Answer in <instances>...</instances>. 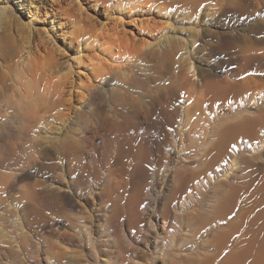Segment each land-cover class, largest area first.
I'll return each mask as SVG.
<instances>
[{
	"label": "rangeland",
	"instance_id": "obj_1",
	"mask_svg": "<svg viewBox=\"0 0 264 264\" xmlns=\"http://www.w3.org/2000/svg\"><path fill=\"white\" fill-rule=\"evenodd\" d=\"M213 1L208 0V5L211 2L212 5L229 6L240 0H234L235 3L233 0ZM243 7L242 16L212 22V17H206L203 9L197 15L172 0H0V32L6 28L7 36V43L0 42V179L10 184L4 190L0 189V228H4L0 230H5L0 237V245L8 251L0 249V264H172L176 258L188 257V252L200 247L203 239L208 238L216 227L219 229L225 225L223 222L218 223L194 236L195 218L215 200L214 191H220L216 188L219 184L216 181L223 178L235 158L238 166L234 167L236 172L232 174L236 181L232 183L247 191L241 196L236 209L253 210L251 213L257 210L259 205L253 193L259 183H264V145H260L264 141V0H244ZM245 18H249V21L245 22ZM226 36L229 37L226 42L228 45L224 43ZM171 40L175 42L176 48H181L180 59L187 58L192 66L189 72L182 74L183 80L176 74L180 65L178 58L175 63L168 65L163 57H158L157 61L156 58L144 59L138 50L144 48L145 42L150 44L149 48H159L157 44ZM13 42L25 45L33 68H36L34 65L42 68L48 59L65 61L71 67V74L61 78V81L73 80L72 85L67 82L61 95L64 102L61 112L65 114L63 125L56 123L54 130L41 132L40 137H37L34 125L27 124L21 117L18 119L20 115L13 104L9 107L4 105H7L4 99H7L9 92L13 90V97L19 92L14 98L12 94L9 95L16 99L24 90L21 82L12 80L16 60L10 54ZM100 67L101 73L98 71ZM125 68L130 69H126L129 73H125ZM229 71H232V75L238 72L241 82L246 79L249 89L241 96L228 98L209 108L203 92H200L202 86L197 88L201 83L198 82L196 86L195 81L199 79L200 73H211L213 79L219 82L228 77ZM98 72L102 75H95ZM114 72L125 73L131 78L129 81L135 78L129 75H137L135 80L140 84L132 83L134 87L129 86L125 74V77L122 74V78L121 75L120 78L115 76V81L111 82L119 86L126 84L120 87V91L133 94L134 101L114 113L115 104L107 100L108 91H105L104 95L96 97L94 104L86 106L84 97L88 96L85 87L97 84L100 80L101 84H105ZM191 73L196 75L192 77ZM229 80V86L231 83L234 85L236 78ZM10 81L13 86L6 93L4 86ZM180 81L182 87L178 85ZM18 87L19 91L16 90ZM174 87L178 89L173 101L177 112L174 117L176 121L173 126L167 127L169 132L167 130L164 137L160 138L162 146L157 151L154 147L157 135L151 130L150 123H143L142 115L149 108L148 93ZM138 92L139 96L135 94ZM199 103L203 104L201 109L184 122V113L194 111ZM260 106L263 114L257 111ZM242 115L262 118L263 124L255 131V138L251 141L241 138L235 142L229 150V156L202 175L188 192L170 194L175 188L171 176L177 162L200 153L209 127L231 123ZM106 119L114 124L124 123V150L130 144L137 145L142 139L146 141L150 158L143 150L136 149L134 157L122 165L127 171L124 176L132 172L129 170L136 162L143 165L139 167L137 178L139 190H142L139 196L141 200L144 199L135 208L136 217L133 221L136 223L128 221V224L123 216L117 222L109 223L112 206L123 204L124 195L131 193L121 187L123 191L120 197L100 194L103 175H98L97 179L88 176L84 167L90 164V158L82 162L79 156L91 147L80 144L79 153L76 152L78 155L70 159L64 154L63 138L72 122L75 124L70 127L68 135L76 137V128L87 125L89 131L95 129L94 148L101 151L105 144L103 134L115 133L114 128L105 130L100 125L99 122ZM206 121L209 122L207 126ZM99 127L101 130L96 131ZM142 157L149 161L145 162ZM114 167L108 166L107 174ZM48 185L67 191L72 199L52 198L55 205L53 203L52 208L45 209L41 217H23L22 212H19L23 188L33 187L41 192ZM169 194L172 197L168 198ZM94 195L96 198L93 200ZM35 205H39L38 202ZM163 213H166L164 219L161 216ZM152 220L155 223L153 225L150 223ZM48 221L54 225L53 228L47 227ZM234 239L235 244L243 242L241 234Z\"/></svg>",
	"mask_w": 264,
	"mask_h": 264
},
{
	"label": "bare ground",
	"instance_id": "obj_2",
	"mask_svg": "<svg viewBox=\"0 0 264 264\" xmlns=\"http://www.w3.org/2000/svg\"><path fill=\"white\" fill-rule=\"evenodd\" d=\"M207 1L208 0H172V2L179 3L180 5H182L184 7L186 6L187 8L190 9V11L192 10L197 15L200 12V9H203V13L205 14L206 17H209V16L212 17L211 18L212 22H217L220 19L229 18V17H239L244 12V8H245V7H243L244 6V0L236 1V3L233 0L235 5H229V6L221 5V4L220 5H214V4L212 5L211 2H209V5H208ZM243 16H245V15H243ZM244 21L248 22L249 18H247V19L245 18ZM5 31H6V28H4L3 31L0 32V42L1 43H5L7 41V36L5 34ZM224 39H225L224 43L228 45V43H226V42L228 41L229 37L226 36V38H224ZM173 43L175 44V42H173ZM173 43H172V40H171V42L168 41V42L161 43V44L156 43L157 46L160 45L159 48H155V47L149 48L150 44L145 42V43H143L144 44L143 47L145 49L141 47V49L139 48L138 50H140V52H141L140 55H141V57H144V59L145 58H156V61H157V60H159L158 57H163L164 61L166 63H168V65L175 63L179 59L178 61H180V65L176 71L177 72L176 74L179 78H181L182 74H184V72L191 69L192 66L190 64V61L187 58L186 59H183V58L180 59L181 56H179V55H180V49L181 48L180 49L176 48ZM251 45H253V44H251ZM12 46H13V48H12V51L10 52V54H11V57L14 58V60L16 58V60L14 61L15 70H14V73L12 72L13 73L12 74V80L21 82V84L20 83L19 84L24 89V90H22V89L21 90H22V93L24 92L25 95L20 93L18 95L19 97L17 96L16 99H12L13 90H12V92L8 91L10 94H12L11 98H10L11 95L8 94V96L10 95L9 98L11 99V100L9 99L10 100L9 101L8 96H7V99H4L5 96H3L1 94L4 97L3 99L5 101L7 100L6 101L7 105L5 103H4V105L6 107L7 106L9 107V106H12V104H13L15 109H17L18 114L20 115L18 117V119L21 117V119H23V121L25 120V122H27V124L32 125V126L34 125L33 128L35 127L34 128L35 133L38 135L37 137H40L41 132H44V131L48 132L51 129L54 130V127H56V123L59 124V123L64 122V120H65L64 119L65 114H63L64 113L63 111H62L63 113L61 112V109L64 106V102L61 99V95L64 92V88L68 84L67 82H69L72 85L73 80L67 81L68 80L67 79V80L61 81V78H66L69 76V74H71V67H70L69 63H66L65 61L64 62H58V61H54L53 59H48L44 63L42 68H39V65H38V67H37V65H34V66H36V68H33L32 67L33 65L31 66V63L29 62V58H28L29 53L27 51H25V49H26L25 45H23V44L19 45L16 42H13ZM254 48L252 50H254ZM138 55H139V52H138ZM176 58H178V59L176 60ZM163 59H161V60H163ZM246 59L244 60L245 63H246ZM163 63L164 62H162V64ZM166 63H165V65H167ZM245 65H247V64H245ZM167 68H169V67H167ZM126 69H129V68H125L124 71H126ZM100 70H101V67L99 68L98 71H100ZM129 71H130V69H129ZM127 72L128 71H126L125 73L127 74ZM100 73H101V71H100ZM192 73H194V72H192ZM192 73L190 76L193 75ZM42 74H43V76H42ZM122 74H123V72L122 73H117V72L115 73L114 72V74H112L110 76V78H108L106 80L105 84H101V80H100L99 83H97V84H94V85L91 84L89 86L87 85L85 87V90L87 92L86 96H88V97L87 98L84 97V99L86 100L85 102L87 103L86 106H88L90 103H93V101L96 100V97H98V96L100 97L101 95H104L105 91H108V93H107L108 99L107 100L110 103L115 104L114 110H113L114 113H115V110H121L125 104L133 102L134 98H135V96H133V94L127 93V91L126 92L124 91L125 93L120 91V87L124 86L123 84H121V86H119L118 83H117L118 85L113 84L114 82L111 83L112 81H115V80H113L115 76H119V78H120V75H121V78H122ZM124 74H123V76H124ZM93 75H94V73H93ZM95 75L101 76L102 74H99V72H98V73H95ZM133 75L131 74L129 76L136 78L137 75L136 76L135 75L133 76ZM187 75H189V74H187ZM194 75H196V74H194ZM194 75L192 77H194ZM227 75H228V73H227ZM182 77H184V75ZM228 77H229V79L234 78V77L236 78L234 85L231 83L232 86L231 85L229 86L230 80L228 79ZM228 77L226 79L222 78L221 80H219V82H217L215 79H213V76L211 73H207L204 75H202L200 73V76L198 77L199 79L197 81H195L196 86L201 83L197 88L202 86V87H200V89L202 88V90L201 91L198 90V91L203 92L202 95L204 96V101H206L208 103L207 106L209 108H211L215 103H219L222 101L224 102L228 98H231L234 96L235 97L241 96L242 94L247 92V89H249V88H247V85H246V83H247L246 79H245L246 82L244 80H242V82H241L240 74L238 72L236 74H234L232 76H228ZM125 78H127V80L126 79L125 80L128 81L127 83H129V86L130 85L132 86L133 85L132 83L140 84L139 81H136L137 79L135 80V78H133L134 79L133 81L131 80L132 82L129 81L131 78L130 77L128 78L127 75ZM116 79H117V77H116ZM181 79L183 80V78H181ZM125 80H124V82H125ZM44 81H46V82H44ZM231 81H233V79ZM198 82H199V84H198ZM12 83L10 81V84H6V86H4V90H6V93H7V90H9V87L12 88V86H13ZM179 83H181V81L178 82V85H180ZM185 83H187V81ZM222 83H225V84L223 85ZM111 84H112L111 88H108V86ZM181 84H183V83H181ZM125 86H126V84H125ZM19 87L16 89L17 91H19L18 90ZM127 87H128V85H127ZM133 87H134V85H133ZM14 88H15V86H14ZM139 89H138V91H139ZM187 89H188V87H187ZM190 90H192V89H190ZM135 94H137L139 96V92L135 93ZM177 95H178V89L176 87L158 89V91L156 90V92H154L153 94H152V92L148 93V97H149L148 107L149 108L144 111L143 115L140 114L143 116V120H144L143 123L144 122L150 123L152 125L151 130H154L156 135H157V136H155L156 137V140H155L156 145L154 146L157 149V151L160 150L161 146H162L161 145L162 142H161L160 138L164 137L163 135L166 133L167 130L169 132V129H167V127L173 126L172 125L173 122L176 121V120H174V117L177 114V112H176L175 105H173V101H175ZM197 98H198V96H197ZM197 98L195 97L194 100H196ZM199 99H200V97H199ZM5 101H3V102H5ZM194 102H196V101H194ZM201 105H203V104L202 103L197 104L194 107L195 108L194 111L188 110L187 112H185L184 113V118H185L184 122L188 121L197 112V110L201 109ZM15 109L13 108V110H15ZM97 109H99V107ZM188 109H190V108H188ZM92 110H94V109L92 108ZM262 110H263V108L260 106V108L257 111H259V113L263 114ZM14 114L16 115L17 113L14 112ZM14 114H13V116H15ZM258 115L259 114L257 112V116ZM205 116H206V114H205ZM205 116H203V117H205ZM257 118L254 119L252 116L243 115V116L236 118V120H234L231 123H227V124L223 123L222 125H219V126L215 125V127H209L208 135L206 134L207 137L205 138V140L202 144V148L200 147L201 148L200 153L196 154L195 156L193 155V157L192 156H188V157L186 156V158H182L177 162L176 170L173 172V174L171 176L173 181H174L175 185L174 184L173 185L175 188H174V191H170V192H172L170 194L175 195L177 192H180V191L182 193L188 192L189 189L193 185L196 184V182H199L202 175L207 173L214 166H216L217 164H219L220 162H222L224 159H226L229 156V150L235 142H237L241 138L248 140V141H251L253 139V137L255 138V136H254L255 131L258 130L257 128H259L258 126L261 125V123L263 124L262 118L261 117L258 119ZM263 119H264V117H263ZM106 120L107 121L99 122V123H101L100 125L105 130H106V128H111V129L114 128L115 133L113 135H111V134L109 135L108 133L103 134L105 144H104V147L102 148L101 151L94 148L95 147L94 141L96 140L95 129L89 131L87 125L76 128V131H77L76 137L75 136L72 137L71 135L70 136L68 135V132H70V130H71L70 127H73V125L75 123L70 122L71 123L70 127H67V130H65V132H67L66 133L67 135H65V137L63 138L64 154H66V156L68 158L75 156V154H77L76 152L79 153V151H77V150H78V148H79L78 146L80 144H84L85 147H89V148L91 147L90 150L82 152V154H80L79 156H81L80 159L82 162L86 161L87 159L90 158V162H89L90 164L87 167H84L85 172L89 174V175L87 174L88 176H93L96 178L98 175H103L104 181H103V183H101L103 186H101L102 191L100 194L101 195L106 194L110 197H114V196L120 197V195L123 191L120 189L121 187L126 188L127 191H130V193H131L129 195L127 194V196L124 195L123 201H122L123 204L120 202L121 205L120 204H114L112 206V209L110 210V214H109L110 215L109 216V223L111 224V223L117 222L119 217L123 216V217H125V219L127 220V223L129 224L128 221H133V219L136 217L135 208L139 207L140 202H142L144 199L143 198L141 200V198H140L141 195L139 196V194L142 190L141 191L139 190L140 189L139 188L140 183H138V178H137V175H138L137 173L140 170L139 167H142L143 165L140 166V162H136V164H134L133 168L131 167V169L129 170L130 172L131 171L132 172L128 175L126 173V176H124V172H127V171H126L125 167H123V166H124L125 161L128 163L129 158L134 157V152H135L134 150H136V149H140L141 151L143 150L144 153H147L146 154L147 157H148L149 153L147 152V149H146L147 146L145 144L146 141L144 139H142L141 141H138L139 143L137 145L130 144L129 148L124 150L122 147L123 146L122 145V142H123V138H122L123 131H122V129L125 127L124 123L114 124L113 122L109 121L108 119H106ZM207 122L208 121L205 122L206 126H207ZM23 124H24V126L27 125L25 123H23ZM62 125H63V123H62ZM100 125H98V126H100ZM59 126H60V124H59ZM196 129H197V127H196ZM27 130H29V129H27ZM98 130H101V127L97 128L96 131H98ZM203 131H205V130L203 129ZM46 134H48V133H45V135ZM98 136L101 137V134H99ZM43 137H45V136H43ZM260 143H261L260 144L261 146L264 145V141H261ZM193 144H195V143H193ZM145 157L144 158L142 157L143 160L145 162L149 161L148 159H145ZM148 158H150V157H148ZM113 165H115V167L111 168V169L108 168V169H110L109 170L110 172H108V174H107V171H108V170H106L107 167L113 166ZM237 166H238V160L235 158L231 162L230 167L224 173V176L222 178L223 180L219 179L216 181V182H219V184L217 183L218 186L216 188H218L220 191H218V192L214 191L215 200H213V202L210 203L208 209L206 208L207 210H205L204 212H200L199 216L197 215L198 217L195 218V221L193 224L195 227V229H193L194 230V236H196V235L198 236L201 231L212 228L215 225H217L218 223H222V222L225 223L224 227H221V228L218 227L219 229H217V227H216L215 228L216 230L214 229V231L211 232V234H210V236H208V238L206 237V239L205 238L203 239L200 247L194 248L193 251L190 250V252H188V257H185V258L182 257L181 259L179 258L178 260L176 258L172 262V264H264V183L258 182L259 184L255 188L256 190L253 193V195L255 194L257 203L259 205V206H257L258 207L257 210L252 212V213H251V211H253V210H251L250 212H248L249 210L248 211H237L236 208H237V205L240 201L241 196L243 195V193L247 192L244 188L237 186V185H234V183H232V181L236 179L232 173L236 172L234 170V167H237ZM98 178H100V176ZM226 179H228V181ZM101 180H103V179H101ZM224 180H226V181H224ZM20 182H23V181H20ZM9 185H10L9 183L0 179V189L6 188ZM13 185H14V183H13ZM15 189H16V187H15ZM23 189H24V191H23L24 196H22V197L20 196V200L22 201L21 202L22 205H21L19 212H22L23 217L26 216L27 218L28 217H32V218L41 217L45 209L52 208L53 203H54V201L52 203V200L55 197L72 199V195L70 193H68L67 191H61L60 187H54L51 185L46 186L41 192L35 190L33 187L32 188L24 187ZM124 192H126V191H124ZM250 192L252 193L253 191H250ZM170 194L167 196L168 198L172 197V195H170ZM142 197H144V196H142ZM92 198L94 200L96 198V195H94V197H92ZM163 199H166V198H163ZM169 200H167V201H169ZM37 202L39 205H35ZM91 202H92V200H91ZM54 205H55V203H54ZM243 210H245V209H243ZM167 215H168V213H167ZM161 216L163 219L166 218V213H163ZM49 221L47 222V227L53 228L54 225L52 223H50ZM153 221L154 220H152L150 222L151 225L155 224V223H153ZM133 222H135V220ZM115 224H117V223H115ZM0 229H4V228H0ZM4 231L5 230H0V237L3 236ZM239 234H241V236H243V239H242L243 242L235 244L234 238L236 235L238 236ZM238 242H239V240H238ZM0 249H1V251H3V250L7 251V248L5 246L0 245ZM185 254H187V253H185Z\"/></svg>",
	"mask_w": 264,
	"mask_h": 264
},
{
	"label": "water",
	"instance_id": "obj_3",
	"mask_svg": "<svg viewBox=\"0 0 264 264\" xmlns=\"http://www.w3.org/2000/svg\"><path fill=\"white\" fill-rule=\"evenodd\" d=\"M231 72H232V71H229V72H228V76H232ZM242 116H243V115H242Z\"/></svg>",
	"mask_w": 264,
	"mask_h": 264
}]
</instances>
